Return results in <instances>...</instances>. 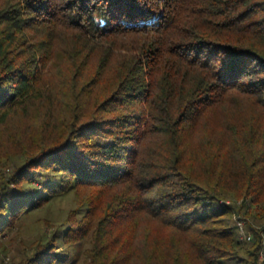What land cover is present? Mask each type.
I'll return each instance as SVG.
<instances>
[{"label": "trees", "instance_id": "obj_1", "mask_svg": "<svg viewBox=\"0 0 264 264\" xmlns=\"http://www.w3.org/2000/svg\"><path fill=\"white\" fill-rule=\"evenodd\" d=\"M69 194L8 264H264V0H0V239Z\"/></svg>", "mask_w": 264, "mask_h": 264}, {"label": "rangeland", "instance_id": "obj_2", "mask_svg": "<svg viewBox=\"0 0 264 264\" xmlns=\"http://www.w3.org/2000/svg\"><path fill=\"white\" fill-rule=\"evenodd\" d=\"M11 169V167L9 168ZM8 175V170L3 172ZM76 202L72 194L52 200L39 210L25 216L12 233H5L0 239V262L10 263L17 256V251L26 245H30L36 238L48 233V224H58L62 222L69 212L76 207ZM238 222V219L236 220ZM241 229V235L252 234L246 232L243 222L238 223ZM52 232V231H51ZM240 235V237H241Z\"/></svg>", "mask_w": 264, "mask_h": 264}, {"label": "built area", "instance_id": "obj_3", "mask_svg": "<svg viewBox=\"0 0 264 264\" xmlns=\"http://www.w3.org/2000/svg\"><path fill=\"white\" fill-rule=\"evenodd\" d=\"M222 203H226L228 204V201H221ZM242 232V231H241ZM242 237H244V235H242ZM248 240L251 238V236H245ZM262 256L264 257V255L262 254Z\"/></svg>", "mask_w": 264, "mask_h": 264}]
</instances>
